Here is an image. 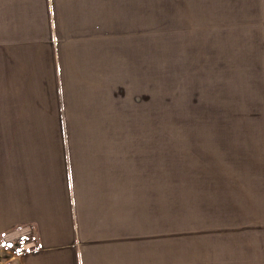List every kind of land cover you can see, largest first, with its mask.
<instances>
[{
	"label": "crops",
	"instance_id": "obj_1",
	"mask_svg": "<svg viewBox=\"0 0 264 264\" xmlns=\"http://www.w3.org/2000/svg\"><path fill=\"white\" fill-rule=\"evenodd\" d=\"M119 1L0 0V119H25L0 128V264H166L167 131L129 105L149 51ZM198 232L199 264L264 262V225Z\"/></svg>",
	"mask_w": 264,
	"mask_h": 264
},
{
	"label": "rangeland",
	"instance_id": "obj_2",
	"mask_svg": "<svg viewBox=\"0 0 264 264\" xmlns=\"http://www.w3.org/2000/svg\"><path fill=\"white\" fill-rule=\"evenodd\" d=\"M123 1L149 51L129 105L143 94L151 139L167 131L166 264H199L206 236L178 230L264 225V0Z\"/></svg>",
	"mask_w": 264,
	"mask_h": 264
},
{
	"label": "built area",
	"instance_id": "obj_3",
	"mask_svg": "<svg viewBox=\"0 0 264 264\" xmlns=\"http://www.w3.org/2000/svg\"><path fill=\"white\" fill-rule=\"evenodd\" d=\"M23 234H24V236H28V237L31 236L30 229H27ZM34 246L35 245H34V243L32 241L28 242V243H22V244L19 245L18 251L22 252V251H24V250H26L28 248L34 247Z\"/></svg>",
	"mask_w": 264,
	"mask_h": 264
}]
</instances>
